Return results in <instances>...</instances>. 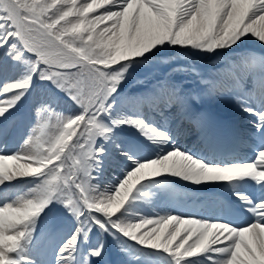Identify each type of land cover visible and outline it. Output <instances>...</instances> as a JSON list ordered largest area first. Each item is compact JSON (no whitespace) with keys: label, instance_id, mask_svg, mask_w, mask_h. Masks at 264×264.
<instances>
[{"label":"snow or ice","instance_id":"6c2138e0","mask_svg":"<svg viewBox=\"0 0 264 264\" xmlns=\"http://www.w3.org/2000/svg\"><path fill=\"white\" fill-rule=\"evenodd\" d=\"M0 264H264V0H0Z\"/></svg>","mask_w":264,"mask_h":264}]
</instances>
